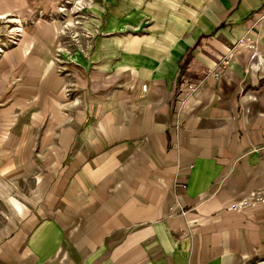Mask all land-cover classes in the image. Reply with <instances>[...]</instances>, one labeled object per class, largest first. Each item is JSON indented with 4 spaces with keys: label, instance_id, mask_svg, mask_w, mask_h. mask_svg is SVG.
Returning <instances> with one entry per match:
<instances>
[{
    "label": "crops",
    "instance_id": "obj_1",
    "mask_svg": "<svg viewBox=\"0 0 264 264\" xmlns=\"http://www.w3.org/2000/svg\"><path fill=\"white\" fill-rule=\"evenodd\" d=\"M29 4L11 10L0 0V17L22 13L25 23L0 56V173L11 180L32 168L37 124L55 129L86 115L71 120L61 105L70 72L52 55L57 21L41 24ZM261 15L264 0H98L96 71L80 89L86 98L98 88L89 125L98 138L71 151L63 131L57 154L69 159L47 212L25 214L28 198L8 184L23 224L0 264H264ZM180 71L186 85L173 111ZM254 195L244 210L231 208Z\"/></svg>",
    "mask_w": 264,
    "mask_h": 264
},
{
    "label": "rangeland",
    "instance_id": "obj_2",
    "mask_svg": "<svg viewBox=\"0 0 264 264\" xmlns=\"http://www.w3.org/2000/svg\"><path fill=\"white\" fill-rule=\"evenodd\" d=\"M7 1L8 4L11 5L9 6L10 8L8 7L9 9L13 10L17 8L20 10L25 0ZM30 2H32V4L25 6V9H33L35 11L34 17L37 16V20H39L41 24L46 25L47 23L53 22V20L57 21L56 29L58 31V42L56 46L52 48V55H54L57 63L60 62V66H63V68L65 67V69L70 72L68 78L70 82H68L64 89V102H62L61 105H65V109L67 108L69 110L72 118L71 120H73V118L75 119L78 115H86L85 118L81 119L83 120L82 122H63L60 123L59 126H56L55 129L48 128L46 125L47 122L37 124L35 127L36 133L34 135L39 144L30 159L29 164L32 168L29 173L19 176L14 180L0 173V188H7L6 196H3L2 199L8 204L6 205L0 198V248L9 241L10 235L16 229V226L23 224L21 222L22 219H17L12 215V212L13 214H21L22 205L18 204V202L15 204V202L10 201L11 196L8 190V184L11 185V183H15L18 188V193L28 198L26 201H23L26 204L25 214L38 209V207L47 212L48 207L46 206V199L50 197L48 194H50L55 183L60 180V170L64 168L65 163H67L69 159V157L63 158L62 153L57 154V152L62 150L59 139L60 136L63 135V131L68 129V132L73 136L69 147L71 151L75 149L85 150L87 149L86 146H92L94 144L93 141L95 137L98 138V134H95V136L91 134V130L93 129L98 131V125L96 124L95 128H89L90 123L95 124V122H98V112L96 110L98 107V88L92 90L93 92L89 91L85 96L86 98L80 96L82 90L85 89L84 81L90 82V80H87L88 75L90 72L96 71L94 67V56L96 57V44L98 42V0H30ZM23 17L22 13H19L17 16H15L14 13V15L5 16L0 19V45L2 43L8 45L11 37H14L17 33L12 29L15 27V24L11 22L12 20H21V25L25 28ZM219 17V15H216V18L219 19ZM30 21L31 20L28 22ZM221 21L222 19H219L217 24L223 23L222 30H226L227 27H230L228 19ZM252 37L255 38L254 36ZM81 66H85L84 68L86 69V71L84 70V80H80L78 77V68ZM80 81L82 82L80 83ZM191 84L194 87L195 83H188L184 90L189 89V85L191 87ZM184 85L186 84L184 83ZM260 85H264V79ZM179 89L178 81L175 79L174 93L171 102L173 111L179 101ZM19 123L20 122L10 123V128L17 126ZM22 123L23 122H21L20 127L17 126L13 129L16 134L22 135L26 132V128L23 127ZM64 124L70 126L64 127ZM80 134L81 143L76 141V137ZM49 136H51L50 139ZM1 160L5 161V158L1 157ZM35 189H37L35 193L31 192ZM13 195L15 194L13 193ZM32 198H35L34 200L38 199L41 204L33 206L32 203L36 201H31ZM56 210L61 211L59 208H56ZM53 214L56 215V212ZM49 215L52 216V214ZM48 219L50 220L53 218L49 217ZM4 230H6V232H4ZM3 232L5 235H1ZM23 247H27L25 243ZM23 264L27 263L23 262Z\"/></svg>",
    "mask_w": 264,
    "mask_h": 264
},
{
    "label": "built area",
    "instance_id": "obj_3",
    "mask_svg": "<svg viewBox=\"0 0 264 264\" xmlns=\"http://www.w3.org/2000/svg\"><path fill=\"white\" fill-rule=\"evenodd\" d=\"M261 19L262 20L264 19V15H261ZM18 37H19V33L17 32L14 37H11V39L9 40V44L8 45L16 44ZM6 48H7V45L5 43H2L0 45V54H2V52ZM220 61H221V63L223 62L222 60H220ZM224 64H226L225 61H224ZM221 72L222 71H220V72H216L215 71L214 74H215L216 77H219L222 74ZM177 81H178L179 88H181V86L184 85V83H185V80L183 79L182 71L178 72ZM146 89H147V86L143 85L142 86V91L145 92ZM257 200H258V198L256 196H249V197L244 198L242 201L237 202L236 204L232 205L231 208L234 209V210H243L250 203H253V202L257 201Z\"/></svg>",
    "mask_w": 264,
    "mask_h": 264
},
{
    "label": "bare ground",
    "instance_id": "obj_4",
    "mask_svg": "<svg viewBox=\"0 0 264 264\" xmlns=\"http://www.w3.org/2000/svg\"><path fill=\"white\" fill-rule=\"evenodd\" d=\"M2 18H4V17H1L0 19H2ZM11 22L15 24V27L12 28L13 31H15V33L18 32V33H20L19 35H21V32L24 30L23 26L21 25V22L19 20H12ZM19 38H20V36H19ZM0 56H1V54H0Z\"/></svg>",
    "mask_w": 264,
    "mask_h": 264
}]
</instances>
